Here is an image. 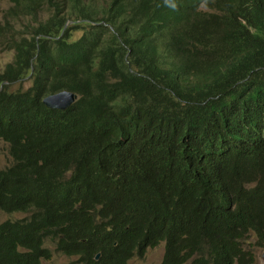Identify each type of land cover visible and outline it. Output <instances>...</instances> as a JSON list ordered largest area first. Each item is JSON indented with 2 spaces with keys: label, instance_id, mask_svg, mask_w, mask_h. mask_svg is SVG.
<instances>
[{
  "label": "trees",
  "instance_id": "16d2710c",
  "mask_svg": "<svg viewBox=\"0 0 264 264\" xmlns=\"http://www.w3.org/2000/svg\"><path fill=\"white\" fill-rule=\"evenodd\" d=\"M13 1L0 137L15 161L0 196L37 210L26 255L51 257L56 228L91 264H126L162 239V264H252L243 240L264 250V0ZM46 5L48 20L18 28ZM63 90L80 99L45 102ZM13 233L1 226L3 254L17 252Z\"/></svg>",
  "mask_w": 264,
  "mask_h": 264
},
{
  "label": "rangeland",
  "instance_id": "374dc122",
  "mask_svg": "<svg viewBox=\"0 0 264 264\" xmlns=\"http://www.w3.org/2000/svg\"><path fill=\"white\" fill-rule=\"evenodd\" d=\"M15 5L13 0H1L0 4V19L6 20L9 9ZM53 15L52 10L49 5H46L45 10L42 15L34 20L32 15H24L22 17V22L18 23V28L24 31H29L32 26L39 25L42 21L48 20ZM29 23H31L29 25ZM85 29L81 28L75 31L74 38H79L85 33ZM16 59V51L11 48V46L5 43V40L0 37V72H4L6 68ZM33 85L31 78L16 82L12 84V90L29 89ZM11 145L6 140L0 138V167H7L13 163V157L10 152ZM28 216L26 213H15L7 214L0 210V223L6 219H17L24 218ZM255 237L250 234V237L246 241V247L250 249L251 253L254 255V261L252 264H264V250L253 245ZM249 243V244H248ZM46 245L54 252L53 258L50 261H46L48 264H78L75 261H79L76 256H68L56 249V244L52 240H48ZM163 254V244L149 249L146 256L143 259L134 258L130 261V264H159Z\"/></svg>",
  "mask_w": 264,
  "mask_h": 264
},
{
  "label": "clouds",
  "instance_id": "9594fccd",
  "mask_svg": "<svg viewBox=\"0 0 264 264\" xmlns=\"http://www.w3.org/2000/svg\"><path fill=\"white\" fill-rule=\"evenodd\" d=\"M14 6L15 5H12V7L10 9H12ZM171 7L175 8V5L172 4ZM9 15L10 14H8L7 17H9ZM5 43H6V41H5ZM63 91H65V90H63ZM69 91H71V90H69ZM60 92H62V91H60ZM60 92H58V93H60ZM74 92H76V91H74ZM76 93L79 95L78 99L76 100V102H77L80 99V94L78 92H76ZM54 94H57V93H54ZM54 94H51V95H54ZM51 95H49V96H51ZM49 96L45 97V102H46V98H48ZM76 102H74L72 105H74ZM50 107H52V106H50ZM53 108H55V107H53ZM59 109H62V108H59ZM0 138L5 140L4 137H0ZM10 152H11V149H10ZM11 155H12V153H11ZM12 157H13V163L11 165H9L7 167H3V168L0 167V168H2V169L6 168L7 169V168L11 167L14 164V161H15V158H14L13 155H12ZM0 210L5 212V213H7V214H15V213H26V214H28V216H26L24 218H17V219H10L9 218V219H6V220H4L3 222L0 223V228L5 223H11L13 225V227H14L13 235L16 237V239L18 241V245H17V248H16V250H17L16 253L10 251V252H7V253L3 254L2 251L0 250V264H39L35 258L26 255V253L29 252L30 249L27 248L23 244V242L27 239V236H28V229H27L26 224L29 223L33 219V217H34L35 213L37 212V210L35 208L29 207V206H26L24 208L14 209L13 205H12V195H10L9 197H7L5 199L1 198V196H0ZM61 236L62 235L60 234V232L55 228L52 231L51 235L47 236V234H46L43 237L42 248H44L45 250L48 249L49 252L51 253V257L47 256V254L41 255L40 258H39V261H40L41 264H48L46 261H50L53 258V253L54 252L46 245V243H47V241L49 239L52 240L56 244V249H57L58 252H61V253L66 254L68 256H76L79 261H75V263H78V264H91V262L89 263V261L83 260L81 258V255H79V254H68L65 250L60 248L59 244H60ZM249 237H250V234H249V236L246 239L243 240V242L246 243V241L248 240ZM245 243H244V247L246 249H248L246 247ZM160 244H163V254H162L161 260L159 262V264H162L163 261H164L165 253H166V240L165 239L160 240L157 244H155L153 246H150V245L147 246L142 254H139L138 251L134 250L133 254L126 260V264H130V261L132 259H134V258L143 259L146 256V254H147L149 249H153V248L159 246ZM248 250L250 251V249H248ZM99 256H100V252H98L96 254V256H95L96 259H99ZM196 256H194V257H196ZM194 257H192L187 262H183L181 264H189V263H191V261H192V259Z\"/></svg>",
  "mask_w": 264,
  "mask_h": 264
},
{
  "label": "water",
  "instance_id": "95a60500",
  "mask_svg": "<svg viewBox=\"0 0 264 264\" xmlns=\"http://www.w3.org/2000/svg\"><path fill=\"white\" fill-rule=\"evenodd\" d=\"M78 97L79 95L76 92L65 90L49 96L46 98V102L52 107L64 109L70 107L74 102H76Z\"/></svg>",
  "mask_w": 264,
  "mask_h": 264
}]
</instances>
